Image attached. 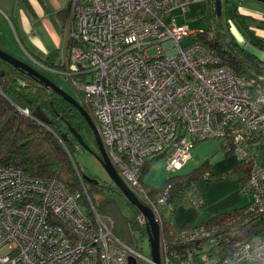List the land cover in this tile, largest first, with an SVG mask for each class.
<instances>
[{
    "label": "built area",
    "instance_id": "obj_1",
    "mask_svg": "<svg viewBox=\"0 0 264 264\" xmlns=\"http://www.w3.org/2000/svg\"><path fill=\"white\" fill-rule=\"evenodd\" d=\"M188 1L68 0L62 66L47 67L27 51L43 68L65 75L81 94L111 163L155 216L159 264H264V236L238 239L234 230L199 224L177 228L174 240L164 237L162 211L176 207L169 186L152 195L141 177L146 157L164 155L165 170L179 169L196 141L219 138L224 151L250 163L243 189L252 195L248 208L264 213V76L236 74L200 31L181 45L193 31L164 17ZM153 47L157 52L151 55ZM72 160L82 182L84 174ZM79 195L55 178L0 163V264L136 259L140 253L114 233L112 217L92 205L86 211ZM184 202L199 208L203 199ZM133 221L147 225L140 211Z\"/></svg>",
    "mask_w": 264,
    "mask_h": 264
},
{
    "label": "trees",
    "instance_id": "obj_2",
    "mask_svg": "<svg viewBox=\"0 0 264 264\" xmlns=\"http://www.w3.org/2000/svg\"><path fill=\"white\" fill-rule=\"evenodd\" d=\"M228 1L233 5L229 11V17L223 20L217 13L215 0H208L205 14L207 21L210 22L200 30L199 34H202L201 38L205 44L221 62L228 65L239 76H264V61L247 52L235 41L228 29V19L234 23L247 42L261 50H264V38L256 36L250 30L246 22L248 17L238 12L234 0H226ZM211 28H213L212 37L208 39L207 34ZM31 53L47 67L62 66L56 49L51 50L45 56ZM36 106L45 112L49 122L33 114ZM22 108H27L28 113L22 112ZM70 127H73L85 142L90 138L94 141L88 123L77 108L51 88L39 83L32 75H28L25 71L0 58V163L15 164L29 174L55 178L61 181L68 190L79 191V203L86 211H89L92 205L99 212L90 192L103 194L100 209L103 210L101 211L103 214L112 217L114 230L116 223L114 218L123 215L113 204L112 199L105 196L106 191L101 192L105 190L104 182L85 176V174L82 182L78 179L72 160L75 145L78 142L70 133ZM160 156V154H155L144 159L141 165L142 178L150 165ZM249 167L250 163L240 161L233 172L218 175L215 178L218 180L229 177L228 175L231 176L232 173L238 174L236 179L244 188L248 181ZM213 170V162L206 157L189 172L169 175L156 187L145 185L152 195L169 186V198L177 207L185 199L201 196L197 183L202 179L208 180L209 173ZM135 211L138 212L136 208ZM120 221L122 222V218ZM201 224L218 225L223 231L234 230L238 239L249 240L264 236V213L250 210L248 205L215 213ZM144 228L140 227L141 230ZM162 228L164 237L176 239L177 228L172 226L165 215H163Z\"/></svg>",
    "mask_w": 264,
    "mask_h": 264
},
{
    "label": "rangeland",
    "instance_id": "obj_3",
    "mask_svg": "<svg viewBox=\"0 0 264 264\" xmlns=\"http://www.w3.org/2000/svg\"><path fill=\"white\" fill-rule=\"evenodd\" d=\"M234 2L238 5H244L247 7L255 8L261 11L262 13H264V2H260L256 0H234ZM231 7L232 5L229 1L226 2V0H221L220 18H222L223 20L225 18H228ZM4 10L6 11L5 4L3 0H0V48L18 59H21L31 65L33 64L36 69L40 70L47 77H49L54 82H56L62 89H64L67 93L71 94L76 100L82 101L81 94L75 89L71 81L65 75H63L62 73L45 69L41 65L36 63L34 60H32V58L29 57L28 51L30 52L33 51L27 45L25 39L20 36L22 35L21 31H19L20 35L14 31V28H12L10 22L8 21L7 14L5 13ZM172 11L173 10L165 14L164 18L166 22H170L171 18H175V16L172 15L174 13ZM177 12H179V10ZM205 12H201L200 14L195 15L192 18L186 19L187 22H189L188 28L191 31H193V33L192 35L181 39L180 41L181 45L193 41L197 37V31L202 30L208 25V22L210 21H207ZM256 21L258 20L246 18L247 24H252L255 23ZM13 22H15L14 26L17 27L19 25L18 20L16 21L14 20ZM67 22L68 20L66 19V23ZM156 52L157 49L155 47L148 49V53L151 55L155 54ZM60 56L61 57L63 56L62 53ZM188 139L189 136L187 135L186 140ZM86 144L88 145L89 149H86L79 144L75 145L74 157L72 159H75L77 161V164L81 168L83 174L87 175L88 177L104 182L105 190L101 192L104 193L106 191L105 196H108L110 199H112L113 204L117 208H119L121 214L123 215V216L119 215L118 217L114 218L116 222L114 233L117 234V236H119L120 238L124 239V241L127 244L131 245V247H133L136 251H138V253H140V255L136 256L137 264H153L149 259H147V257L151 256V251H150V245L145 228L143 230H141L140 228L135 229V231L133 232L134 233L133 239L130 236L129 239H125V232L121 230L120 218H122V222L125 221L127 222V220L129 221L133 219L136 213L135 208L133 207L132 204L128 202V200L124 197V195L119 191L118 187L112 183V180L109 178L105 169L101 165L100 161L97 159L96 154L98 153V149L95 142L90 138L87 139ZM189 152H190L191 161L193 162L191 163L190 161H187L179 169H172L171 171L165 170L166 157L164 155L160 156L157 160L154 161L153 164L150 165L149 169L146 171L145 175L143 176V181L145 182V184L156 187L159 184H161L169 175L189 172L194 166H196L199 163V161H202L206 157H208L210 160L215 162H220L224 159L225 162L226 160H228L226 159V157L233 156L237 160V163L239 162L238 157L233 153H228L227 155L224 154L225 152L221 146V140L219 138H206V139L198 140L190 147ZM220 156H223L222 159L219 158ZM261 159L262 157L258 158L259 161ZM218 166L219 168L217 169V172L214 169L212 172L209 173L210 178L208 180L202 179L200 180V182L214 181L217 179L215 178L216 176L223 175L226 173L229 174L230 171L232 170L230 169V171L226 170L222 172L219 171V169H223L224 168L223 165L219 163ZM237 175L238 174L233 173V175L231 176L237 177ZM248 194L249 193H247V195ZM90 195L92 196L95 207L98 208V211L101 214H103L102 213L103 210L100 209L101 200L103 199V194L101 195L98 192L93 191L92 193L90 192ZM184 204H185L183 205L184 207L188 205L186 202H184ZM162 212L163 215H165L168 221L170 222L172 220V216L174 213L168 212L167 209H164Z\"/></svg>",
    "mask_w": 264,
    "mask_h": 264
},
{
    "label": "crops",
    "instance_id": "obj_4",
    "mask_svg": "<svg viewBox=\"0 0 264 264\" xmlns=\"http://www.w3.org/2000/svg\"><path fill=\"white\" fill-rule=\"evenodd\" d=\"M3 2L6 9L4 11L12 28L18 34L21 31L22 35H19L25 39L35 54L45 56L51 50L56 49L59 57L61 53L63 55L66 47L65 24L68 0H3ZM207 5V0H189L185 5L175 7L172 12H176V15L174 13L172 15L175 16L178 23L188 26L189 22L186 19L205 12ZM178 10L179 12H177ZM14 20H18L19 25L17 27L14 26ZM222 157L219 158L222 159ZM226 159H228L225 161L226 163L224 159L220 162L211 160L216 172L219 163L224 167L219 169L222 172L230 171V169H232L230 172H233V169L239 164L233 156H228ZM187 161L193 162L191 158ZM197 186L203 204L196 208L186 202L188 205L184 207V200L181 201L170 212L174 213L170 221L172 226L179 228L181 226L199 225L215 213L248 205L252 198V195H249L251 193L245 192L240 182L233 176L214 181H199ZM247 193L249 194L247 195ZM133 219L120 223L121 230L125 232V239H129V236L133 239V232L140 228ZM120 239L124 241V239Z\"/></svg>",
    "mask_w": 264,
    "mask_h": 264
},
{
    "label": "water",
    "instance_id": "obj_5",
    "mask_svg": "<svg viewBox=\"0 0 264 264\" xmlns=\"http://www.w3.org/2000/svg\"><path fill=\"white\" fill-rule=\"evenodd\" d=\"M256 1L264 2V0H256ZM215 5H216L215 7L217 9V13L220 14L221 0H215ZM237 10L240 14H242L245 17L258 20L259 22H264V13H262L261 11L255 8L247 7L244 5H237ZM228 22H229V28H228L229 32L234 37L235 41L240 46H242L247 52L256 56L258 59L264 61V50H261L255 47L254 45H252L251 43L247 42L244 36L242 35V33L234 25V23L230 19H228ZM249 28L251 31H254V34L256 36L264 38V27H261V25H253ZM0 58L7 61L14 67H18L19 69L25 71L28 75H32L39 83L43 84L46 87L51 88L56 93L60 94L62 98L70 102L80 111V113L83 115L84 119L86 120L92 131L94 142L98 149V153L96 154V157L100 161L103 168L105 169L109 178L112 180V183H114V185L118 187L119 191L124 195V197L128 200V202L132 204L134 207H136L138 211H140L147 218V225L145 229L150 245V251H151L150 259L153 264H159V251H158L159 226L155 219V216L151 208L145 203H143L137 197V195L132 191L129 185L123 180V178L116 171L108 155L106 154L101 138L99 136V133L96 129V126L90 114L86 111V109H84V107L78 100H76L71 94L67 93L56 82H54L52 79L47 77L40 70L36 69L33 65L12 56L11 54L7 53L1 48H0ZM33 114L36 117L40 118L41 120L45 122H49V119L47 118L45 112L38 106H36L33 109ZM69 129H70V133L76 138V141L79 143V145H81L86 149H89L88 145L83 140L82 136L73 127H70ZM129 264H137L134 256H129Z\"/></svg>",
    "mask_w": 264,
    "mask_h": 264
},
{
    "label": "flooded vegetation",
    "instance_id": "obj_6",
    "mask_svg": "<svg viewBox=\"0 0 264 264\" xmlns=\"http://www.w3.org/2000/svg\"><path fill=\"white\" fill-rule=\"evenodd\" d=\"M232 5H233V3H232ZM238 5V4H237ZM253 25H261V27H264V22H259V21H256L255 23H252V24H248L247 26L248 27H251V26H253ZM252 32H254V31H252ZM260 38H262V37H260ZM68 103H70V102H68ZM71 104V103H70ZM72 105V104H71ZM74 106V105H73ZM82 106L84 107V109H86L85 108V106L82 104ZM75 107V106H74ZM76 108V107H75Z\"/></svg>",
    "mask_w": 264,
    "mask_h": 264
},
{
    "label": "clouds",
    "instance_id": "obj_7",
    "mask_svg": "<svg viewBox=\"0 0 264 264\" xmlns=\"http://www.w3.org/2000/svg\"><path fill=\"white\" fill-rule=\"evenodd\" d=\"M80 102V101H79ZM81 103V102H80ZM82 104V103H81ZM87 111V110H86ZM79 144V143H78Z\"/></svg>",
    "mask_w": 264,
    "mask_h": 264
}]
</instances>
